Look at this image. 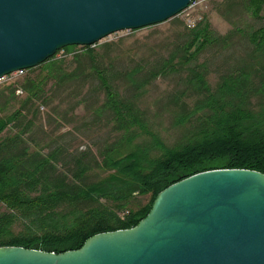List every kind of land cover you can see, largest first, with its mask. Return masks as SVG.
Segmentation results:
<instances>
[{"label": "trees", "instance_id": "trees-1", "mask_svg": "<svg viewBox=\"0 0 264 264\" xmlns=\"http://www.w3.org/2000/svg\"><path fill=\"white\" fill-rule=\"evenodd\" d=\"M226 3L227 19L245 5L254 19L264 21V0ZM214 34L207 25L194 30L191 41L164 57L155 72H146L143 60L137 64L132 60L129 68L117 71L116 63L124 56L121 43L103 45L101 54L93 47H84L87 57L75 56L78 69L73 72L66 70L64 60H56L60 51L39 66L47 72L44 80L37 83L27 79L23 89L28 95L21 107L0 117V207H7L0 214V248L23 247L56 254L76 251L95 235L136 227L162 191L191 176L218 169L264 174V86L258 84L264 81V26L247 34L254 48L252 56L243 55L241 65L231 70L228 65L217 69L227 74L219 75L221 82L216 89L207 82L209 62L199 64L198 57L207 48L229 45L233 33L222 38ZM70 49L74 48L64 50ZM172 74L190 81L193 86L189 94L198 97L193 108L182 100L188 93L174 99L169 112L175 115L183 134L172 147L152 133V146L138 144L123 154L125 143L131 140L120 137L101 152L102 163L81 153L69 163L68 173L63 172L65 162H61L64 150L44 155L42 149L27 146L25 133L37 123L35 101L44 98L52 79L61 89L68 86L66 81L98 80L108 100L97 108V116L130 135L133 128L143 129L145 125L144 103L139 93L122 97L112 85L114 81H128L136 92L150 81ZM138 81L144 82L140 85ZM81 87L77 84L74 90ZM11 127L21 130L2 137ZM60 165L62 173L58 174ZM101 169L109 175L90 181L91 172ZM147 193L153 195L148 205L137 211L129 209L130 199Z\"/></svg>", "mask_w": 264, "mask_h": 264}, {"label": "water", "instance_id": "water-1", "mask_svg": "<svg viewBox=\"0 0 264 264\" xmlns=\"http://www.w3.org/2000/svg\"><path fill=\"white\" fill-rule=\"evenodd\" d=\"M196 0H0V80L68 47L165 23ZM0 264H264V174L218 169L162 191L136 227L76 251L0 248Z\"/></svg>", "mask_w": 264, "mask_h": 264}, {"label": "rangeland", "instance_id": "rangeland-1", "mask_svg": "<svg viewBox=\"0 0 264 264\" xmlns=\"http://www.w3.org/2000/svg\"><path fill=\"white\" fill-rule=\"evenodd\" d=\"M226 2L227 0H196L188 10L165 23L140 30L121 31L112 34L93 48L98 54H101L103 45L121 43L122 55L124 54V56L116 63L117 71L121 72L123 69L129 68L132 60L135 64L143 60L147 64L146 72H155L164 57H167L177 47L184 46L191 41L194 30L197 29L198 31L207 25L209 31L214 32L216 37L222 38L233 33L229 45H216L207 48L198 57L199 64L209 62L207 82L211 88L216 89L221 82L219 75L227 74L225 72L222 74L221 70L217 69L221 65H228L229 70H231L233 66L241 65L242 60L245 59L243 55L252 56L254 48L247 34L264 26V21L254 19L247 12L245 5L236 10L240 14L239 17H236L237 13L234 12L232 13L233 17L227 19L224 16L227 7ZM73 48L69 51L62 50L56 56V60L65 61L66 70L71 72L78 69L76 68L78 65L75 62V56H86L84 47L76 46ZM104 66L108 67L106 63ZM46 74L44 68L37 67L26 71L22 77L12 78L13 76L9 75L0 80V117L15 113L21 107L28 95L23 89L27 79H35L37 80L35 82L40 83ZM184 76L182 75L181 78ZM179 78L177 74H172L167 78L159 77L150 81L145 87L141 86L136 92L130 88L128 81H114L112 85L121 93L122 97L130 98L139 93L141 94L140 100L144 103L142 111H145V125L143 129L133 128L130 135L123 130H115L116 126L113 122L100 119L97 116V108L103 106L108 100L107 95L101 91V83L98 80L82 78L79 81H66L64 85L69 83L68 86L61 89L55 87V82L52 79L45 87L44 98L35 101L38 109L37 120L35 121L37 123L25 133L24 138L27 146L31 150L42 149L44 155L58 149L64 150V159L61 162H65L63 172L68 173H70L69 163L74 162V158L81 153L87 154L89 159L94 158V160L102 163L101 152L105 148L109 147L108 149H110L120 137L131 140V142L125 143L123 154L134 150L138 144L152 146V133L159 136L164 145L172 147L183 133L182 127L176 122L175 115L173 112H169V109L173 107V101L178 95L183 92L189 94L192 92L190 90L193 86L190 81H183V79L181 81ZM143 82L138 81L140 85ZM262 83L264 86V81H258L259 85ZM77 84L82 85V87L76 92L74 89H76ZM12 92L14 94H11ZM188 94L182 95V100H185L193 108L198 97L193 94L186 96ZM17 130V128L11 127L5 131L2 137L14 135L21 129ZM61 167V165L57 166L58 174L62 173ZM91 175L90 181H93L96 178L102 179L109 174L101 169L99 171L93 170ZM152 196V193L134 196L133 199H130L129 209L137 211L139 208L148 205ZM6 211V206L0 207V214Z\"/></svg>", "mask_w": 264, "mask_h": 264}, {"label": "built area", "instance_id": "built-area-1", "mask_svg": "<svg viewBox=\"0 0 264 264\" xmlns=\"http://www.w3.org/2000/svg\"><path fill=\"white\" fill-rule=\"evenodd\" d=\"M192 5H193V3H192ZM191 5V6H192ZM26 71H19L18 73H16L15 75H10L12 78H17V77H22L23 75H24V73H25Z\"/></svg>", "mask_w": 264, "mask_h": 264}, {"label": "bare ground", "instance_id": "bare-ground-1", "mask_svg": "<svg viewBox=\"0 0 264 264\" xmlns=\"http://www.w3.org/2000/svg\"><path fill=\"white\" fill-rule=\"evenodd\" d=\"M144 50V49H143ZM114 53V52H113ZM91 59V58H90ZM19 72V71H18ZM18 72H15V73H18ZM15 73H13V74H15ZM12 75V74H11Z\"/></svg>", "mask_w": 264, "mask_h": 264}]
</instances>
